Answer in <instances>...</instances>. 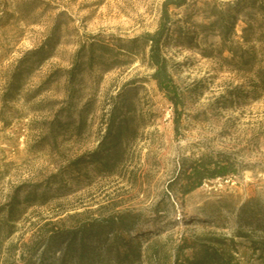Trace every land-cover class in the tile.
<instances>
[{
    "label": "rangeland",
    "instance_id": "374dc122",
    "mask_svg": "<svg viewBox=\"0 0 264 264\" xmlns=\"http://www.w3.org/2000/svg\"><path fill=\"white\" fill-rule=\"evenodd\" d=\"M163 1L0 0V264H46L65 242L47 251L53 233L125 210L168 251L264 264V94L236 70L246 23L264 33V0L169 8L161 51L177 107L142 39ZM107 151V167L92 161ZM210 159L231 173L184 195L191 167Z\"/></svg>",
    "mask_w": 264,
    "mask_h": 264
},
{
    "label": "trees",
    "instance_id": "16d2710c",
    "mask_svg": "<svg viewBox=\"0 0 264 264\" xmlns=\"http://www.w3.org/2000/svg\"><path fill=\"white\" fill-rule=\"evenodd\" d=\"M186 3V0H164L161 4L160 22L156 31L146 33L142 39L149 45V62L154 67L152 78L156 81L158 88L175 98L174 105L178 106V98L174 83L170 77L166 60L162 55L161 43L165 36L170 23L168 11L170 7H179ZM258 11L264 14V7H257ZM222 33H227L232 28V21L229 16L222 19ZM261 23H246L242 29V40L247 50H241L240 68L236 69L248 75L257 77L255 88L261 94H264V62L257 60V52L253 44L259 42L256 36L264 37ZM257 25V26H256ZM261 42H264L261 41ZM42 49V48H40ZM38 49L37 53H40ZM40 61L42 55H40ZM39 61V62H40ZM116 117L112 116L108 133L114 126ZM124 120H120L116 126L114 138H118L122 128L125 125ZM102 141L99 147H103ZM94 152L90 155L92 161L107 167L110 163V153L107 151L104 155L97 157ZM96 157V158H95ZM187 175V183L183 187V194H189L199 188L205 179H214L225 177L231 173L228 167L221 165L219 162L209 160L201 161L190 169ZM158 212L154 211V218ZM139 213L132 210H125L118 213H111L108 216L89 220L81 225L61 233H53L45 247L47 251L53 250L60 242L65 241L64 245L59 248L58 257H53L52 261L46 264H168V260L173 258L172 264H224L223 259L214 250L204 248L198 253L191 256L184 254L185 250H190V245L183 243L173 251H168L160 245L159 231H149L142 229L137 221ZM66 239V240H64ZM46 251V252H47ZM44 256V253L41 257ZM180 257L182 258L180 260Z\"/></svg>",
    "mask_w": 264,
    "mask_h": 264
}]
</instances>
